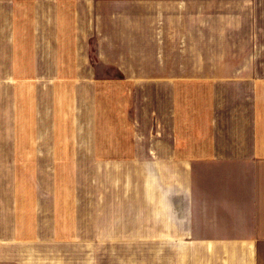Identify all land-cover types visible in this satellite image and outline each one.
<instances>
[{
  "label": "crops",
  "instance_id": "crops-1",
  "mask_svg": "<svg viewBox=\"0 0 264 264\" xmlns=\"http://www.w3.org/2000/svg\"><path fill=\"white\" fill-rule=\"evenodd\" d=\"M0 264H264V0H0Z\"/></svg>",
  "mask_w": 264,
  "mask_h": 264
},
{
  "label": "rangeland",
  "instance_id": "rangeland-1",
  "mask_svg": "<svg viewBox=\"0 0 264 264\" xmlns=\"http://www.w3.org/2000/svg\"><path fill=\"white\" fill-rule=\"evenodd\" d=\"M64 171H66V169H63V172H64ZM65 175H66L65 177L67 178V177H68L67 174H65ZM68 178H69V177H68Z\"/></svg>",
  "mask_w": 264,
  "mask_h": 264
}]
</instances>
